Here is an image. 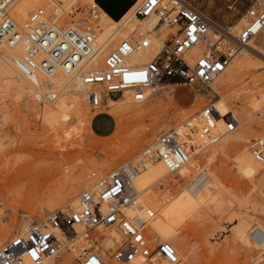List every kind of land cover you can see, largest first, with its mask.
<instances>
[{
    "label": "built area",
    "instance_id": "1",
    "mask_svg": "<svg viewBox=\"0 0 264 264\" xmlns=\"http://www.w3.org/2000/svg\"><path fill=\"white\" fill-rule=\"evenodd\" d=\"M10 1L0 0V53L21 75L30 76L34 70L42 73L41 80H29L37 106L56 98L58 91L49 77L57 69L78 77L91 107L124 94L131 101L144 100L164 78H177L171 81L174 84H201L213 90L210 82L223 71L231 54L264 27V0H140L134 9L136 16H151L155 26L172 28L153 54L135 61L133 54L150 42L145 36L129 35L114 43L100 66L81 68L80 63L91 55L93 31L89 25L84 30L57 25L56 0H44L43 6L16 21ZM198 1L205 4L198 5ZM226 13H240L244 22L232 31L234 20ZM192 48L198 50L194 56ZM195 114L208 120L204 133H189L194 114L176 126L156 131L130 158L105 172L92 173L91 182L76 194L74 207L47 210L42 218L28 221L22 231L1 243L0 264H43L47 260L50 264H104L135 258L176 263L179 258L170 241L161 239L152 246L148 242V223L155 209L140 200L133 180L147 162L184 163L233 131L239 122L234 111L220 112L213 100L201 105ZM216 119L221 121L220 128L214 123ZM246 148L264 165V131L250 138ZM99 228L116 229L120 239L113 246H104L105 234ZM254 230L249 231L252 238Z\"/></svg>",
    "mask_w": 264,
    "mask_h": 264
},
{
    "label": "rangeland",
    "instance_id": "2",
    "mask_svg": "<svg viewBox=\"0 0 264 264\" xmlns=\"http://www.w3.org/2000/svg\"><path fill=\"white\" fill-rule=\"evenodd\" d=\"M207 6L212 13L211 4ZM74 11L75 8L65 11L66 16L61 18L75 20L81 16L82 9ZM226 14L234 20L232 31L238 29L237 23L244 22L240 13ZM251 43L261 58L253 57L240 65L232 82L225 87L216 91L201 84H174L171 81L177 78H164L158 83L161 86L151 90L143 101H130L134 108H147L144 113H123L117 122L112 109L105 106L103 112L90 120L92 133L84 127L86 125L78 124L73 113L66 115L64 124H60L62 127L57 123L52 129L29 111V102L39 108L31 96L18 100L0 86V244L14 232L22 231L28 221L42 218L47 210L69 206L83 188L72 175L73 171H83L91 165L95 173L105 172L133 156L156 131L176 126L178 121H169L170 117L184 109H193L187 116H195V111L208 100L215 102L223 98L239 116L238 126L231 131L239 129V139L224 135L192 155L183 169L170 177L174 180L172 183L163 181L167 173L161 181L171 193L177 194L195 181L202 182L199 178L202 171L208 172L219 182L213 195L223 199L224 208L229 207L222 216L209 211L201 212L200 216L197 209L205 207V203H200L175 224L178 236L189 249L182 264H264L263 248L250 240L252 248L244 250L235 236L239 215L264 225V182L259 177L243 175L235 163L241 151L250 152L246 148L247 141L264 127V27ZM108 103L110 100L104 104ZM141 130L146 139L139 145L135 139ZM91 179L92 176L90 182ZM235 212L237 215L233 216ZM146 261L157 262L155 259Z\"/></svg>",
    "mask_w": 264,
    "mask_h": 264
},
{
    "label": "bare ground",
    "instance_id": "3",
    "mask_svg": "<svg viewBox=\"0 0 264 264\" xmlns=\"http://www.w3.org/2000/svg\"><path fill=\"white\" fill-rule=\"evenodd\" d=\"M139 1L140 0H132V2L120 13V15L113 17L96 0H56L57 12L55 13V16L57 17V25L70 26L76 28L77 30H84V27L89 25L93 31V36L89 42L91 55L89 56L88 61H82L80 63L79 66L81 68L100 66L104 54L114 46V43L120 37L129 35H133L134 37L145 36L150 42L148 47L140 49L138 52L133 54L135 61H144L153 54L155 48L159 45L166 33L172 30V28H168L164 24L155 26L154 18L151 16H136L134 14V9ZM43 4L44 0H11L9 2L11 14L16 21L23 20L32 10L43 6ZM73 8H75V13L76 10L82 9L81 13L78 12L81 16L75 20L72 18H61V16L65 14V11L69 12V10ZM240 25L241 23H237L236 27L239 28ZM254 37L248 39L245 45L240 46L234 53L231 54L223 71L218 73L214 77L215 79L213 78L211 80L210 83L214 80L213 84H211L213 90L217 91L232 82L237 68L246 63L247 60H250L253 57L261 58V56L258 55V50L255 45L251 43V39ZM197 52L198 50L196 48H192L191 55L194 56ZM13 53H17V51H14ZM42 77V73L38 70H34L30 76L21 75L8 62H6L0 53V86L3 87L5 91H8L9 95L15 99L23 100L26 98V95L31 96L29 80H41ZM49 81L51 82L53 88L58 91L56 98L51 102L43 103L42 105L37 106L39 108L34 107L33 102H29L28 107L29 111L37 116L38 120L46 122L49 127H52V129L56 127L55 125L57 123V125L64 124L63 119L68 113H73L78 119V124H82V127L83 124L86 125L84 127H88V131L92 133L91 128L89 127L90 120L95 114L103 112V108L105 106L112 109L117 122H119V116L123 113L137 112L138 114L144 113L147 109L144 108V106L143 108L141 106L137 108H134V106L132 107L130 102L131 100L126 94H124L123 99H120L119 101L110 99V103L108 104H100L95 107L88 106L84 99V95H77L83 94V87L78 77L74 76L71 72H64L57 69L49 77ZM159 86H161V84H157L153 87V89ZM214 103L220 112H224L228 109L234 111V108L227 105V102H225V99L223 98H219V100ZM184 110L176 116L170 117L171 120L169 121H172V119L173 121L176 120L178 121V125L193 109L191 111H189V109L186 111ZM180 118H183V120L181 119L182 121H179ZM237 118L239 120L238 115ZM207 123L208 120L205 116L196 115L193 122L194 126L188 128L189 133L191 135H200L204 133L207 128ZM214 123L217 127H221V121L219 119H216ZM120 127H122L121 124L119 128ZM237 130V132H229L224 135L231 134L233 138L239 139V129ZM143 131L144 130H141L135 139L139 145H141V143L146 139ZM263 131L264 127L258 131L257 136ZM224 135H222L219 139L221 140ZM191 157L193 156L191 155L187 161L178 165L165 160L147 162L144 167L139 170L133 180L135 187L140 191V200L155 209V215L148 223V242L152 246L155 242L161 239L170 241L174 245L179 258L176 263H168L163 258H160L157 259V262H153V264H182L186 252L189 249H187L186 243L180 238L181 236H178V230L176 229L175 224L194 211L198 204L205 203V207L203 206L197 209V215L200 216H202L201 212H206L207 214L208 211L222 216V213L226 210L225 208H229L223 207V199L220 196H217L215 193L213 195L212 191H214V187L217 186L219 182L214 175L208 174V172L205 171H202V175L199 177L203 180L202 182H199L200 185L195 181L177 194L171 193L165 187L161 181V177L167 173L163 177V181L167 184L172 183L174 180H171L170 177L182 170L184 164L187 163ZM235 163L237 169L243 175L247 177H259L261 181L264 182V169H262L264 165L258 163L250 152L245 150L241 151ZM187 170L190 171V169ZM92 173L95 174L94 168L90 165L83 171L80 170L75 173L73 171L72 175L76 176V180L79 185L85 187L90 183V176H92ZM75 204L76 197L68 203L71 207H74ZM63 206L66 205L58 207ZM236 215L237 213L235 212L233 216ZM238 217L239 222L235 224V236L241 243V248L243 247L244 250L247 251L250 250L252 248L250 240H252L258 247H261L264 250L263 223L256 221L252 217V219H250L248 216L239 215ZM253 227H255V236L252 238L249 231ZM99 230L105 234L103 240L104 246H113L116 241L120 239L118 231L114 228H99ZM151 262L146 261L144 258H135L123 264H151ZM47 263L50 264V260L45 261L43 264ZM25 264L29 263L26 262ZM104 264L121 263L106 261Z\"/></svg>",
    "mask_w": 264,
    "mask_h": 264
},
{
    "label": "water",
    "instance_id": "4",
    "mask_svg": "<svg viewBox=\"0 0 264 264\" xmlns=\"http://www.w3.org/2000/svg\"><path fill=\"white\" fill-rule=\"evenodd\" d=\"M109 14L117 17L132 0H96Z\"/></svg>",
    "mask_w": 264,
    "mask_h": 264
},
{
    "label": "crops",
    "instance_id": "5",
    "mask_svg": "<svg viewBox=\"0 0 264 264\" xmlns=\"http://www.w3.org/2000/svg\"><path fill=\"white\" fill-rule=\"evenodd\" d=\"M255 38V37H254ZM258 44L260 45V43L258 42ZM260 47H261V45H260ZM262 48V47H261ZM258 55H259V51H258ZM263 60V59H262Z\"/></svg>",
    "mask_w": 264,
    "mask_h": 264
}]
</instances>
